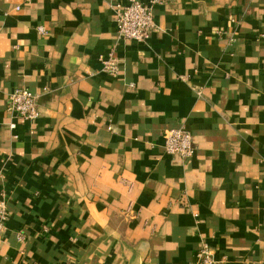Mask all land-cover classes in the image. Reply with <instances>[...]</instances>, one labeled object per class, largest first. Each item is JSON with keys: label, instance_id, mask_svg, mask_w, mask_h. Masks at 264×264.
<instances>
[{"label": "crops", "instance_id": "crops-1", "mask_svg": "<svg viewBox=\"0 0 264 264\" xmlns=\"http://www.w3.org/2000/svg\"><path fill=\"white\" fill-rule=\"evenodd\" d=\"M124 3L0 0V264H264V0H160L143 42Z\"/></svg>", "mask_w": 264, "mask_h": 264}, {"label": "built area", "instance_id": "built-area-1", "mask_svg": "<svg viewBox=\"0 0 264 264\" xmlns=\"http://www.w3.org/2000/svg\"><path fill=\"white\" fill-rule=\"evenodd\" d=\"M159 1L126 0V3L117 5L115 22L118 35L130 40L146 41L155 27L152 6ZM36 29L40 33H45L42 26H37ZM103 66L106 71L114 73L118 64L115 59L109 58L103 61ZM7 111L11 117L20 118L32 125L40 115L36 94L27 87L14 89L8 96ZM9 125L13 128L15 123L11 121ZM163 148L167 154L185 159L191 158L194 153L191 134L182 126L168 128L163 133ZM6 212L5 193L0 189V237L5 228ZM214 261L213 249L209 243L202 242L196 254L195 264H214Z\"/></svg>", "mask_w": 264, "mask_h": 264}]
</instances>
